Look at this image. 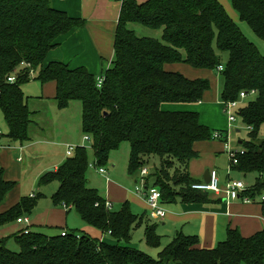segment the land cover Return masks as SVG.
<instances>
[{"label":"trees","instance_id":"obj_1","mask_svg":"<svg viewBox=\"0 0 264 264\" xmlns=\"http://www.w3.org/2000/svg\"><path fill=\"white\" fill-rule=\"evenodd\" d=\"M230 1L240 21L264 41V0ZM86 24L84 19L55 9L51 0H0V110L10 141H30L34 113L22 86L31 81L29 73L34 71V79L42 85L55 83L59 109L81 103L82 132L91 138L98 168H105L110 155L129 143L130 176L148 169L154 160L161 164L147 178L146 187L158 189L163 204L210 202V193L192 189L199 182L190 177L188 169L189 162L198 157L195 144L213 140L214 132L202 125L196 112L163 110L164 105H197L211 89L208 79L190 80L166 70L167 65L185 64L219 74L223 103L239 100L242 92L256 96L238 112L249 130V141L241 144L244 154L238 156L233 170L264 174V139L260 138L264 56L219 0H122L115 58L102 75L101 89L98 78L85 67L73 69L61 62L44 65L59 38ZM132 24L162 31V40L138 37L129 28ZM11 75L17 78L13 84L7 80ZM88 169L87 149L78 147L56 172L41 177L40 187L57 182L54 205L76 211L86 225L108 233L116 244L74 231L66 236L19 232L11 237L18 251L9 249L10 238L0 240V264H264V231L245 238L229 230L226 240L214 249H202L197 236L180 233L156 259L129 247L143 217L134 214L129 203L120 211L108 209L98 190L89 187ZM171 171H175L173 176ZM15 186L5 180L1 169L0 228L30 217L35 207L34 196L3 209ZM263 192L264 181L259 177L248 194L256 198ZM145 242L160 247L156 226L147 224Z\"/></svg>","mask_w":264,"mask_h":264},{"label":"crops","instance_id":"obj_2","mask_svg":"<svg viewBox=\"0 0 264 264\" xmlns=\"http://www.w3.org/2000/svg\"><path fill=\"white\" fill-rule=\"evenodd\" d=\"M146 1L147 0H138L139 3H144ZM51 2L55 9L66 12L74 18L84 19L87 21V24L83 29H76L70 32L68 35L59 38L57 47L51 52H49L44 65L47 66L52 62H61L69 65L73 69L85 67L95 77H101L107 70L112 67L114 62V39L120 16L122 1L116 2L115 0H51ZM219 2L224 6L229 16L235 22L240 19L239 15L233 9L230 0H219ZM166 70L173 73H180L190 80L207 79L208 72H210L204 70H196L185 64L167 65ZM45 86L48 87L49 93L53 94L55 98V83H48ZM202 102L197 105H164L163 110L168 112H196L200 115L202 125L208 127L207 125H205L207 123L202 121L201 107L202 105H204ZM32 112L34 113V118L39 117L38 112ZM37 124L35 123L33 128L37 127L38 131H43V129ZM212 131L223 132L222 130ZM35 132L36 131L30 134V141H32ZM205 142H198L195 144L194 149L198 153V157L189 162L188 172L190 176H196L197 178L203 176L202 181L196 182H204L205 173L207 171L211 172L214 170L218 172L219 179L221 176L222 180L220 179V183L222 188L225 187L229 180H242L250 188L255 186L256 180L259 177L262 181H264V174L261 176L255 173L244 174L240 173L235 169L229 174L227 166L230 161H228L226 153L222 151L220 146L212 148L210 145H206ZM241 144L242 143H239L238 146L240 150H242ZM0 145L2 146L0 149V170H5L4 172L6 173V178L5 173L4 178L6 181L14 182L18 178L15 174H13L12 177L9 176V174H12V172H10L8 167L9 165H14L19 168V166L14 160V154L20 153L22 151V148L14 150L13 148L8 149L6 145ZM200 155H202V158L200 159L203 160L200 161V170H197V164H193V162L194 160H197ZM203 157L206 158L204 159ZM20 159L21 158L18 159V162L22 161ZM154 161L157 162L158 160ZM51 167L56 172L58 170L59 165L50 164L49 168ZM150 168L148 167V169ZM156 168L158 167L156 166ZM21 169H19L18 172L20 175ZM105 170V175H99L101 176V178L105 179L106 184L113 185L109 170L106 168ZM127 176L129 179L135 180L138 179L139 174L132 177L128 174L127 168ZM88 181L89 187L96 189L95 187L91 186L89 178ZM262 194L263 195L261 196H264V192ZM110 197L111 199L117 200L119 202L129 203L133 213L137 216L143 217L144 221L141 224L143 229L146 228L147 224H149L150 226H156V233L161 239V244L159 248L150 247L145 242L144 235L145 249H142V251L146 252L149 255H151V253L153 255V252H149L150 250L148 249H151L156 252L159 251L160 253L166 246H168L173 241L174 237L180 233L184 234L185 236H197L200 240V248L202 249H214L218 243L226 240L227 232L229 230L239 231L241 235L245 238H249L257 234L258 232L264 231V206L260 202L253 204H244L240 200L228 201L225 195H217L214 193H210L209 200L211 201L206 203H182L178 201L175 204H164L167 216L163 221H156L150 217L147 202L136 191V188L134 192L130 193L128 191H120L118 196L114 197L111 195ZM111 199L105 200L107 203L110 202L109 204H111L112 206L111 210H113L114 204L112 203ZM16 204L17 203L7 205L6 203L3 209H9L15 206ZM60 209L62 208L59 207V210H49V215L56 216L58 213L64 214L65 212L66 216L68 217V215L73 211L72 210L69 212L66 209ZM36 223V221L31 220L29 230L32 232H41V227L38 230L35 229ZM18 225L19 226H17L16 233L14 235L19 234V232H22L25 229L24 225ZM9 227L10 226L6 228L5 233H7V235L10 234ZM136 230L132 235V240ZM64 231H66L67 233L70 232L67 229L63 230L62 232ZM9 237L10 236L2 237L1 239ZM102 239L108 244H116V241L110 235L108 237H103ZM122 245L126 244L122 243ZM128 246L137 249L136 243H130Z\"/></svg>","mask_w":264,"mask_h":264},{"label":"rangeland","instance_id":"obj_3","mask_svg":"<svg viewBox=\"0 0 264 264\" xmlns=\"http://www.w3.org/2000/svg\"><path fill=\"white\" fill-rule=\"evenodd\" d=\"M115 1L121 2L122 0ZM236 23L242 30L243 34L257 46L261 54L264 56V41L259 39L254 34L247 23L241 22L240 19H238ZM129 28L130 30L135 31L137 36L140 38L162 40V31H154L137 24H132ZM207 79L211 82L212 87L202 102L204 104L201 107L202 121L207 123L205 125L210 127L211 130H222L223 132L221 133V141L213 139L214 141L205 142V144L210 145L212 148L220 146L222 151L226 153V157L229 161L230 158L228 152H239V143H247L249 141V130L243 125L238 116V112L247 103L253 101L256 96L249 95L246 99L239 98V100H237L238 107L230 112V115L234 116L237 122L230 124L228 120L229 115L223 110L224 103L222 102L220 95L221 79L219 74L217 72L210 71L208 72ZM22 90L28 100L30 110L39 113V117H35L34 122L36 124L39 123L37 125L41 127L43 131H38L37 127L33 128V126L31 134L34 131L36 132L32 141L24 143L10 141L7 138L8 127L3 113L0 110V132L4 135V137L1 138V144L6 145L8 149L13 148L14 150H17L22 148L20 153L14 154V160L19 168L14 165H9L8 167L10 172H12L9 176L12 177V175L15 174L18 179L14 181L16 186L9 197L7 205L19 203L21 199L29 198L32 195H35L37 198L35 201L36 204L31 211L29 218L30 220L37 222L35 227L36 230L41 227L42 234L47 236H59L63 230L67 229L70 232L74 231L77 233H84L92 239L104 241L102 238L108 237V233L103 234L102 231L86 225L76 211H72L68 217L65 212L64 214L58 213L56 216L49 215V210H59V207L55 206L52 200L53 194L59 189V184L57 182H50L49 184L40 187V180L45 173H48L49 171V173L52 172L51 170H53V168H49L50 164L59 165V167H61L67 161L69 157L66 154V147L68 148V146H71L75 149L78 147H84L87 149L89 158L88 178L90 180V184L98 189L103 198L109 200L111 199V195L116 197L119 195L120 191H128L130 193L134 192L136 185L140 186L141 184V176L139 174L138 179L135 180H131L127 176L131 150L130 144H121L120 148L110 155L108 164L105 168L110 172L113 185H108L106 184L105 179L101 178L99 175L98 168L94 166L95 155L92 148V142L87 141L86 136L82 132L81 103L72 102L68 108L63 110L59 109L53 94L49 93L48 87L42 85L40 81L34 78L31 79L30 82L25 83L22 86ZM215 134L219 133L214 132L213 135ZM260 138L264 139V128H262L260 132ZM19 158H21V162H18ZM200 158H202V155H200L199 158L193 162V164H197V170H200V161L203 160ZM203 158L205 159L206 157ZM230 165L231 164L229 162L227 166L228 169ZM149 166L152 167H149V173L151 175L156 172L154 167H160L161 164L158 161H152ZM19 169H21V175L18 173ZM171 173L173 176L175 171H171ZM190 177L195 181H202L203 179V176L200 178H197L196 176ZM172 184H174V182H172ZM111 201L114 204L113 211L120 210L125 203L114 199H111ZM17 226H19L17 222L10 225L9 235L5 233L7 227L0 228V239L2 237L10 236L8 247L12 251L19 250V247L11 238V236L16 233ZM145 231L146 228L143 229L142 225L138 227L131 242L136 243V247L140 251L145 249ZM148 250H150L149 252H153V255L152 253L150 255L151 257L155 259L158 257L159 251L156 252L151 249Z\"/></svg>","mask_w":264,"mask_h":264},{"label":"built area","instance_id":"obj_4","mask_svg":"<svg viewBox=\"0 0 264 264\" xmlns=\"http://www.w3.org/2000/svg\"><path fill=\"white\" fill-rule=\"evenodd\" d=\"M22 67H29V66H26L23 64ZM219 70L222 71L223 67L222 66L219 67ZM29 76L31 79H33L35 78L36 74L34 71H31L29 73ZM7 80L9 83H12V84L15 83L17 80L16 75L9 76ZM103 83H104V77L101 76L97 79L98 88L101 89L103 86ZM253 94L255 93L253 92ZM246 97H247L246 93L244 92L240 93V99H246ZM237 107H238V101L224 103L223 110L225 113L229 115L228 120L230 124L237 122L236 118L230 115L231 110L236 109ZM3 136L4 135L0 132V140ZM213 139L221 140V133L213 135ZM86 140L90 142L91 138L89 136H86ZM1 147L2 146L0 145V149ZM74 151H75L74 147L68 146L67 152H66L67 156L71 157L74 154ZM228 154L230 158L229 161L231 164L228 169V173L230 174L233 171V167L237 166L239 163L238 156L243 155L244 152L242 150H240L239 152L229 151ZM94 166H96L95 163H94ZM98 172L101 175L106 174L105 168H98ZM139 174L141 176V184L140 186L139 185L136 186V191L146 200L148 208H149L150 217L156 221H163L167 216V212L162 202L161 192L156 188L146 187L147 178L149 177V174H150L149 169L147 168L143 169ZM210 177H211V180L209 183H206V182L195 183L194 185H192V189L195 191L203 192V193H214L217 195H225L228 201H239L240 200L244 204L264 202V196H259V200H258V197L252 198L248 194L250 187H248L246 183L242 180H229L227 184L225 185V187L222 188L219 175L216 170L210 172ZM31 197H34V196H31ZM106 206L108 209L112 208L111 204L109 203H107ZM17 223L25 226V229L22 231V233L25 235H28L30 231L29 226L31 224L30 218L29 217L20 218L17 220ZM66 235H67L66 231L62 232V236H66Z\"/></svg>","mask_w":264,"mask_h":264},{"label":"water","instance_id":"obj_5","mask_svg":"<svg viewBox=\"0 0 264 264\" xmlns=\"http://www.w3.org/2000/svg\"><path fill=\"white\" fill-rule=\"evenodd\" d=\"M51 171L53 172L54 170H51ZM210 180H211L210 172L207 171V172L205 173V175H204V182L209 183Z\"/></svg>","mask_w":264,"mask_h":264}]
</instances>
